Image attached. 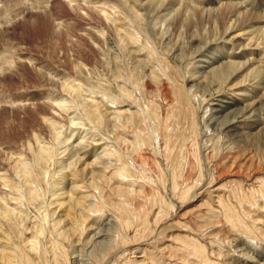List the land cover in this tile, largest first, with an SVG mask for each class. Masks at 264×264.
I'll return each instance as SVG.
<instances>
[{"label":"rangeland","instance_id":"1","mask_svg":"<svg viewBox=\"0 0 264 264\" xmlns=\"http://www.w3.org/2000/svg\"><path fill=\"white\" fill-rule=\"evenodd\" d=\"M5 1H11L12 4L21 2L22 6L14 5L12 7L13 9L10 8L11 14L7 17V23L0 17V52L11 46L15 49L16 54L20 55L22 58L15 61V70L13 69V71H11L13 73L10 72L9 74H5V78L2 77L0 79L6 83V89L9 87L6 91H3L2 88L0 91L6 92L8 95L12 94L13 96L16 94L25 95L28 101L22 105L16 104L13 106L14 108L11 107L12 109L9 107L7 108L8 103H2L5 105L4 109L6 107L5 110L8 114L5 115L3 112L0 114V174L2 173V175L6 177H13L17 183H22L21 181L23 179L17 178L9 168V166L15 164L16 158L20 155L23 160H26L25 162L28 164L30 163L28 169L31 173L27 175L29 170L26 171V176H28L27 181L29 182L31 180V182L35 183L37 186L35 193H39V196L36 194L34 195L33 200H28V197L24 195L25 192L22 189L24 187L20 189L22 190L21 193H18L13 188L3 187L0 182V211L1 209L14 208V211L12 210L13 212L8 218L10 220H2L0 217V248H5L6 251L13 256L11 257L13 261L12 264L14 262V264H18V260L21 261L19 264H52L53 257L57 260L58 264H96L97 262V264H106L109 262V259H112L114 264H125V258L129 253L128 251L131 249V252H134L133 254L136 257L138 251H140L142 247L147 249L144 251V255L148 256L146 257L148 260L141 264H173V262L174 264H186L183 263V261H187V264H194V261L196 264H198V262L199 264H205L207 262V264H212L213 260H215L214 263L224 264L225 262L231 261L235 254H238L237 256L241 255L238 250L243 244H249L254 251L257 247L262 246V241L256 237L252 230L255 224L256 226L258 223L261 224V222H258L255 218L258 216L261 218L263 213L260 208L263 200L257 191L259 190V192L261 191V193H264V173L262 174L264 171V140L259 143L258 141L255 142L253 140L254 136H251L249 133V135L235 134L239 131L234 129V122L236 119L232 122H228L224 117L227 111L221 113H216L214 111L216 108L215 100L220 99V95L231 92L227 86L222 87L220 91L216 90L215 85L207 88L202 87L201 91L191 87L188 81H186V77L184 76L188 74L199 56L195 51L190 50V47L195 45L194 40L189 39L188 35L187 37L183 36V34L172 37L174 40H171L172 38L170 40H165L166 38H164V43L168 41L166 49V46L162 44V39L158 40L153 36L151 30L154 22L151 23L149 20L150 18H145L142 21H133V26H131V24L130 29L132 28L133 31L136 30L139 32L141 36L140 40L146 42L147 46L144 47L145 50H143V53L151 58L147 56V58L151 60L150 64H153L155 70V73L149 76L148 71L132 69L129 63L124 61L122 51L119 47L120 42H118V37H116V33L113 29V23H111L109 19V22L106 21L107 18L105 19L102 15V10L100 11L101 8L105 9L109 5H119L120 1L122 2L124 0H46L47 2L45 5L38 10L26 9V6H23V0H3L2 2ZM128 1L130 4L134 3L133 0H127L125 2L127 7L129 5ZM257 1L261 3L259 6H257ZM220 2V0H214L213 3L210 4L209 8H211L213 16L217 15ZM225 2L227 4L228 2H232L229 3V5H234L238 0H223V6ZM244 2H249L250 4L255 3L252 5L255 8H253V11L264 15V0H244ZM135 3L136 6H139L138 2ZM2 4H0V7ZM242 4L243 3H241V5ZM109 8H107L108 12H110ZM212 20L214 21V19ZM208 26L209 25L205 26L207 31L204 30L201 32L202 35L204 34V37L200 42L201 46L204 45L206 48H212L218 45L222 39H219L220 37L217 35L218 41H216L214 45H212L213 43L206 45L208 34L212 38L216 36V31L213 28L214 26L211 23L210 28H208ZM255 29L256 28H254L253 31H255ZM217 32L220 34V31ZM228 34L229 31L224 33V35L221 34V38L227 37ZM258 35L256 36L258 37ZM211 37H209V41L212 40ZM241 37L244 38L243 36ZM107 41H109L113 47L112 50H115V53L118 52L123 67L125 68L124 65L128 64L126 71H117V73L114 71H107L106 62H108L109 66L115 62L108 60L109 53L105 44ZM257 43L256 41V44ZM261 47L262 46L259 45L257 46L258 51L262 49ZM177 54H179L177 58L180 57L178 59L175 58ZM116 63H118V60ZM74 65H76L77 68L81 65L79 68L81 71L80 73L77 74L75 72ZM48 66L50 68H48L49 71L46 70ZM16 73H22L21 78L16 76ZM63 75L71 76L73 79L75 78L81 85V95L72 94L71 96L65 95L63 97L67 101L66 111L57 109L58 107L46 100L47 94H50L54 89L56 92L53 94L56 95V93H58L59 82H61L60 78ZM37 76L38 78L40 77L39 83L38 80L34 81V77ZM159 79L162 80V83L165 82L166 85L162 84L161 86L158 82ZM26 81L32 82L31 87L33 88L23 89L27 87ZM148 82L152 86H150L151 91L155 92L153 93L154 95L148 93L149 87L146 86ZM50 84H53V86ZM119 87L123 88L121 89ZM205 91L206 93H204ZM113 98L118 101L117 105H112L109 102L111 99L114 100ZM103 105H109L107 106L108 108L112 105V109H105ZM238 106H240V104ZM128 107L130 109H128ZM125 108L128 109L127 112L132 111V114L126 117L124 114H127V112H119V110L123 111ZM23 109H25L26 112L24 111L23 113ZM104 110L109 114H114L113 117L116 115V121H114V123L110 121L108 123L107 121L109 118L106 121V115L102 116L100 114L102 111L106 112ZM263 111L264 110L258 112V114L261 115ZM88 112L90 113L88 114ZM115 112L117 114H115ZM13 116L15 117L14 119ZM42 116L52 117L54 120L58 121L61 126L59 130H62V133H64L63 128L71 126L69 124V118L75 117L78 120L82 119L80 121L81 124H77L76 127L82 126L83 129H85V137L83 138V136H81L82 138L77 140L78 142L76 141V143L68 142L67 144L60 145L58 140L55 141L53 139L54 132L48 127V123L42 121ZM12 119L13 121L16 120V122L12 123L13 126L10 125L11 130L5 129L7 123L5 120L9 122V120ZM2 122L5 124H2ZM31 133H36L38 135L39 140L43 142L41 146L46 149L42 155L43 160L40 158L41 161L38 158V164L33 162L30 152L26 149L24 144L29 139L30 142H32ZM80 134L83 135L81 132ZM75 138L76 136H74L73 139ZM236 138L239 139L237 140ZM97 141L104 146L108 144V147H110L111 145L113 149L110 151L112 153L106 156H102V154L98 155V149L93 150L95 148L94 143ZM131 141L132 143H130ZM155 144L158 145L156 146ZM66 148L68 150L64 151ZM34 149L35 151L38 149L35 143ZM10 152H13L15 155L17 154L16 156H11L13 160L10 159ZM92 152H96L98 159L102 157L100 161H104L103 163L101 162L102 165L98 164L99 166L97 165L98 167H95L99 170L97 171L98 175L102 171L97 181L95 180V186L93 187V185H90V188L87 186L86 194L88 195V192H90L87 204H90L91 208L87 213V223L85 221L83 225L80 224L79 228H77V232L74 233L75 237L73 240H78L83 244V248L80 250L82 252L79 251L78 259L74 261V259H71L72 256L68 242L66 241L65 244L63 241L61 242L60 238L55 235L56 232L54 233L51 223L48 222L49 225L47 226L50 227L49 232L47 230L49 227L43 226L44 224L40 214L44 208L47 211L52 209L47 205L49 202L48 184H50L55 175L57 176L65 172L63 171V167L71 163V159L74 161L73 164H76L73 168H79ZM236 162L237 165H245L246 167L252 162L250 167L248 166L252 170L261 167L262 171L258 173L260 175H257V177L262 178L260 181L262 184L259 182L253 185L250 184L251 182L246 180L247 176L245 177V175L230 177L227 174L226 176L220 177L221 172H225L226 168L233 163L236 165ZM103 170H105L104 173ZM111 172H114L112 173L114 175L113 180L115 184L117 183L116 185H118V187H120L119 183L124 179L123 181L125 184L123 181L121 182V187L119 188L120 192L118 190V193L111 187L114 183L106 181L107 175ZM101 175L104 177L102 178ZM199 175L201 178L198 177ZM211 176H213V180H211ZM229 178L230 180L233 178V180H231L232 183L228 180ZM226 182L229 184H226ZM131 183H133L134 186H132ZM192 184L197 186L194 187ZM99 186H101V188ZM103 186L104 189H102ZM126 186L129 187L126 189ZM171 187L174 189H170ZM207 187L209 191H204ZM200 189L203 190L201 191ZM212 189H216L217 194L211 193L210 191H212ZM234 189H236V192H234ZM127 190L128 192L130 190V193H127ZM184 190L186 192H183ZM107 191L108 193L106 194ZM198 192L202 194L200 195ZM179 194L181 196H179ZM226 194L229 195L227 196ZM104 195L105 197L107 195V197L105 198ZM101 196L102 199H100ZM176 198L179 201L176 200ZM111 199H113L115 203H113L114 201ZM89 200L91 201L89 202ZM92 203L94 204L93 206ZM96 203H100V207H98L99 205ZM118 203L119 205H117ZM134 203H136V205ZM123 204H125V206H123ZM139 205L141 208H139ZM142 205L144 207H142ZM39 207L44 208H42L41 211ZM218 208L219 210L217 212ZM233 208L234 210L236 209V212L232 210ZM128 211L132 213L130 214ZM134 211L136 212L134 213ZM144 211L146 212L144 213ZM228 211L232 213L228 214ZM123 212L126 214L124 215ZM141 214H144V217L147 216L146 219H148V223L145 219V224H143L144 221L141 219H144V217H141ZM137 215L140 217H137ZM50 220L51 218L49 221ZM230 221L233 222L230 223ZM31 222L33 224L37 222V225L43 226L42 237L39 236L38 238L41 244L39 242L37 254H32L33 256L29 254L30 252L23 246V244H25L23 243L24 239L31 236L29 226H26L27 224L31 226ZM91 223H93V227L91 225V229L89 230L88 227ZM130 223L131 225L133 224V226H129ZM134 223L138 224V226ZM80 228L83 231H81ZM88 237L89 240H87ZM193 237L196 239L197 237L204 239L203 242H205L203 244L206 243L205 245L209 246V248H212V245L213 248H216V250L213 249L212 253H216L213 255L210 252L211 249L208 247L206 249V246L205 249L207 252H202L203 249H196L197 247H190L187 243H189L190 238L192 239ZM206 237H210L209 239L211 241L209 239L207 240ZM50 238L54 240L52 241ZM195 238H193V240ZM46 239L49 240L48 244ZM123 241L128 248L124 244V247L121 246L119 248ZM84 242H88V244ZM207 242L209 243L207 244ZM57 244H60V246L58 245V247ZM61 244H64L65 248ZM52 246L53 248H49ZM184 247L188 249H184ZM54 249H57V251ZM126 249L128 251H126ZM13 251L14 253H11ZM41 253L42 255H40ZM190 253L196 255L194 256ZM250 254L249 252V255ZM20 255H22V257ZM103 255H107L108 257H103V260L101 257ZM31 256L32 258H30ZM171 256L174 258V261ZM27 259L29 261H27ZM200 259L203 261H200ZM151 261L154 262L151 263ZM0 264H2L1 261ZM3 264L5 263L3 262Z\"/></svg>","mask_w":264,"mask_h":264},{"label":"bare ground","instance_id":"2","mask_svg":"<svg viewBox=\"0 0 264 264\" xmlns=\"http://www.w3.org/2000/svg\"><path fill=\"white\" fill-rule=\"evenodd\" d=\"M3 0L0 1V4H2V6L0 7V17L3 18V20L5 21V23H7V17L9 16V14H11V9H13L12 7L15 6H22V3L19 2L18 4H12L11 1L7 2H2ZM68 1V0H66ZM70 1V0H69ZM120 1V0H119ZM127 0L124 1H120L119 5L113 4V5H109L107 8L110 9V12H108V9H100V11L102 12V15L104 16V18L106 19V21H108V19L110 20L111 23H113V29L116 33V37H118V42H120V49L122 51V56L124 61L127 63H129L130 67L132 69H139L142 71H148L149 76L153 75L155 73V70L153 68V64H150L151 62V58H147V56L143 53V50H145L144 47H146V42H143V40H140V35L139 32H137L136 30L133 31V29H130V25L133 23V21H142L145 18L151 21V23H153L152 25V34L153 36L160 40L162 39V44L164 46L167 45L168 41L166 43H164L165 40H170L172 37L174 36H178L180 34H183V36L188 35L189 39L194 40L195 45L190 47L191 51H195L199 56L198 59L195 60L193 67L191 68V70L188 72V74L185 75L184 77H186V81H188V83L191 85V87L193 88H197L199 90L202 91V87L207 88L209 86H213L215 85L216 90H219L222 87L227 86L228 89L231 91L225 95H220V99H216V108L214 109V111L216 113H221L223 111H227L225 117V120H227L228 122H232L233 120H235L234 122V129L239 130L237 133L238 135H244V134H251V136H254V141L255 142H262V140H264V111L261 113V115L258 114V112H261L262 110H264V15L263 14H258L256 12L253 11V4H250L249 2H244V0H238V2H236L234 5L229 3L232 2H228V4L225 2L224 6L222 1L220 0V5H218V12L216 16H213V14L211 13V8L210 4L213 3L214 0H133L134 3L138 2L139 6H136L134 3L130 4L129 1V5L127 7L126 2ZM225 1H231V0H225ZM255 1V0H253ZM22 2H24L23 6H26V9H33V10H38L39 8H42L45 3L47 2L46 0H23ZM74 2V1H73ZM234 2V1H233ZM71 3V2H70ZM119 3V2H118ZM241 3H243L241 5ZM104 4V2H103ZM261 3L259 1H257V6H259ZM127 7V9H126ZM25 8V7H23ZM257 8V7H256ZM25 9V10H26ZM213 9V8H212ZM255 9V8H254ZM20 10V9H19ZM256 11V10H255ZM10 12V13H9ZM115 15V17H114ZM214 19V21L212 20ZM9 20V19H8ZM213 21V23H212ZM109 22V21H108ZM156 22V23H155ZM210 23L214 26V30L216 31V36L215 37H211L209 34L208 39H210L209 37L212 38L211 41H209L207 38L206 40V45L212 44L214 45L216 41H218L217 39V35L220 37L219 39H222L221 42L212 47V48H206L204 45L201 46V42L200 40H203L204 34L202 35L201 32H203L205 29L206 25H209L208 28H210ZM133 26V24L131 25ZM259 26V27H258ZM222 28V30H221ZM255 29V31H253V29ZM135 33H133L132 31ZM195 30V31H194ZM194 31V32H193ZM207 31V30H206ZM210 31V29H209ZM217 31H220V34H218ZM227 31H229V34L227 35V37L225 38H221V34L224 35V33H226ZM259 34V35H258ZM206 35V33H205ZM258 35V37L256 36ZM241 36H243L244 38H242ZM164 38H166L165 40H163ZM188 39V40H189ZM171 40H174L173 38ZM176 41V40H175ZM209 41V42H208ZM256 41L258 42L256 44ZM260 41V42H259ZM150 42V41H149ZM158 42V41H157ZM173 42V41H172ZM192 42V41H191ZM159 43V42H158ZM13 44V43H12ZM108 49V60H112L115 61L112 63L111 66L108 65V62H106V68L107 71H114L117 73V71H126L127 69V65H124L125 68L123 67L122 61H120V57L118 56V52L115 53V50H112L113 47L111 46V44L109 43V41H107V43H105ZM161 44V42H160ZM172 44V43H171ZM5 45V44H4ZM262 46L259 51L257 49V46ZM6 46V45H5ZM9 47V46H8ZM161 48V47H160ZM165 48V47H164ZM167 49V46H166ZM112 50V51H111ZM148 50V49H147ZM163 50V49H162ZM165 50V49H164ZM148 52V51H147ZM151 52V51H150ZM180 52V51H179ZM155 54V53H153ZM181 54V53H180ZM177 56H179V54L176 55L175 58H177ZM22 57H20V55H17L15 52V49L12 48L11 46L7 49H4L3 51L0 52V79L2 77L5 76V74H9L11 71H13V69L16 67L15 66V61L16 60H20ZM180 58V57H178ZM177 58V59H178ZM118 60V63H116V61ZM166 60V59H165ZM181 61V60H180ZM79 66V65H78ZM81 66V65H80ZM80 66L77 68L76 65H74V70L75 72L78 74L80 73ZM18 68V67H17ZM49 66L46 68L47 71H49ZM15 70V69H14ZM25 70V69H24ZM51 72V71H50ZM162 72V71H161ZM13 73V72H11ZM49 73V72H48ZM41 74V73H40ZM50 74V73H49ZM20 75V76H19ZM22 73H16V76L21 78ZM157 75V74H156ZM41 77V75H40ZM37 77H34V81L38 80L39 83V79ZM5 78V77H4ZM15 78V77H13ZM157 78V77H156ZM159 78V77H158ZM183 78V77H182ZM7 79V77H6ZM61 82H59V91L58 93H56V95H54L53 93L56 92L55 89L54 91H52L50 94L48 93L46 96V100L50 101V103H52L54 106L58 107L57 109H60L61 111H66L65 108L66 106V99L63 98L65 95L66 96H71L72 94H77V95H81V85L79 83V81H77L75 78H71V76H62L61 78ZM185 79V78H184ZM148 80V79H147ZM7 81V80H6ZM159 84H165L162 83V80L159 79ZM27 84V87L23 88V89H30L33 88L32 86V82L30 81H26L25 82ZM167 83V82H166ZM158 84V85H159ZM0 89L2 88L3 91H6L9 89H6V83H4V81L0 80ZM44 85V84H43ZM47 85V83H46ZM51 86H53V84H50ZM26 86V85H25ZM34 86V84H33ZM118 86V85H117ZM146 86L149 87L148 89V93L154 95L153 93H155L154 91H151V84L148 82L146 83ZM36 87V86H35ZM152 87V86H151ZM119 88H123V87H119ZM192 88V89H193ZM1 89V90H2ZM11 90V89H10ZM9 90V91H10ZM204 90V89H203ZM49 91V89H48ZM200 91V92H201ZM22 92V91H21ZM98 92V91H97ZM8 93V92H7ZM26 93V92H25ZM202 93V92H201ZM206 93V91L204 92ZM61 94V95H60ZM4 95V96H2ZM71 98V97H70ZM112 98V97H111ZM116 98V97H115ZM113 98L114 100H108L112 105H117V100ZM28 101L27 97L25 95H8L6 94V92H1L0 91V114L3 112L5 113V115L8 114V112L4 109V104L2 103H8L7 108H14L13 106L16 104H25ZM70 102V101H69ZM99 103V102H98ZM240 104V106H238ZM80 105V104H78ZM83 105V104H81ZM112 105H110L112 107ZM71 106V105H70ZM86 106V105H85ZM101 106V105H100ZM105 106V109H110L111 107H107L109 105H103ZM214 106V105H213ZM78 107V106H77ZM11 108V109H12ZM25 108V107H24ZM83 108V107H82ZM86 108V107H85ZM84 108V109H85ZM133 108V107H132ZM10 109V110H11ZM81 109V108H80ZM101 109V108H100ZM112 109V108H111ZM116 109V108H115ZM114 109V110H115ZM128 109H130L128 107ZM127 108L123 109V111H120V113H125L128 111ZM14 110V109H13ZM12 110V111H13ZM97 110V109H96ZM16 111V110H15ZM18 111V110H17ZM21 111V110H20ZM23 113L25 111V109L22 110ZM85 111V110H84ZM91 111V110H90ZM94 111V110H93ZM101 111V110H100ZM99 111V112H100ZM106 111V110H104ZM19 112V111H18ZM17 112V113H18ZM26 112V111H25ZM97 112V111H96ZM98 112V113H99ZM109 112V111H108ZM132 111L127 112V114L125 113L124 115L127 117L128 115H131ZM14 113V112H12ZM29 113V112H28ZM36 113V112H35ZM90 112H88L89 114ZM93 113V112H92ZM103 113V114H102ZM114 113V112H113ZM150 113V112H149ZM38 114V113H37ZM85 114V113H83ZM82 114V115H83ZM87 114V113H86ZM102 116L106 115V121L109 123L116 121L115 117L116 115L113 117L114 114H109L106 112H101L100 113ZM115 114H117L115 112ZM15 115V114H14ZM99 115V114H98ZM100 115V117H101ZM112 115V116H111ZM150 115V114H149ZM259 115V116H258ZM4 116V115H3ZM87 116V115H86ZM90 116V115H89ZM155 116V115H154ZM10 117V116H9ZM83 117V116H82ZM88 117V116H87ZM91 117V116H90ZM89 117V119H90ZM98 117V116H97ZM120 117V116H119ZM125 117V118H126ZM15 117L13 116V119ZM86 118V117H85ZM99 118V117H98ZM104 118V117H103ZM118 118V116H117ZM8 119V118H5ZM12 120H9V122L7 120H5L6 123V127L5 129L7 130H11V126H13V122H16ZM3 120V119H2ZM82 120V119H81ZM76 119L75 117L69 118V124L71 125L70 127L67 128H63V132L61 129V126L59 125L58 121L54 120L52 117H46V116H42V121L44 123H48V127L50 129L53 130L54 132V136L53 139L55 141L58 140V143L60 145L63 144H67L68 142L72 143L75 142L77 140H80L83 136V138L85 137L86 131L85 129H83V127H76L77 124H81L80 121ZM91 120V119H90ZM93 120V119H92ZM97 120V119H96ZM95 120V122H96ZM102 120V118H101ZM105 121V122H106ZM4 122V120H3ZM2 124H5L3 123ZM92 122V121H91ZM106 122V123H107ZM88 123V122H87ZM90 123V122H89ZM105 123V124H106ZM20 124V123H19ZM112 124V123H111ZM124 125V124H123ZM158 125V124H157ZM232 125V124H231ZM10 126V127H8ZM15 126V125H14ZM22 127V126H21ZM123 127V126H122ZM15 128V127H14ZM20 128V127H19ZM41 128V127H40ZM121 128V127H120ZM21 129V128H20ZM18 129V130H20ZM154 129V128H153ZM233 129V128H232ZM233 129V130H234ZM83 133V135L80 134ZM232 132V131H231ZM32 134V133H31ZM233 134V133H232ZM248 134V135H249ZM21 135V134H20ZM74 136H76L75 139ZM78 136V137H77ZM236 136V135H235ZM52 137V136H51ZM32 142H30V139L24 143L26 149H28V151L30 152V155L33 159V162H35L36 164H38L39 160L38 158L43 160V152L46 151V149H44V147L41 146V142L39 140V137L36 133L32 134ZM237 139V138H236ZM239 139V138H238ZM237 139V140H238ZM51 140V141H54ZM122 141V140H121ZM37 145L38 149L37 151H35L34 149V143ZM78 142V141H77ZM57 143V144H58ZM132 143V141L130 142ZM49 144V143H48ZM107 144V142H106ZM156 145V144H155ZM158 145V144H157ZM156 145V146H157ZM95 148L93 150H97L99 151L98 155L102 154L103 155H108L111 154L112 152L110 150H112L113 148L108 147V144L106 146L99 144V142H95L94 143ZM167 146V145H166ZM173 146V145H172ZM52 147V146H51ZM54 147V146H53ZM264 147V146H263ZM1 149V148H0ZM159 149V148H158ZM166 149V148H165ZM264 149V148H263ZM68 150L67 148L64 150L66 151ZM258 151V150H257ZM114 153V152H113ZM17 155V154H16ZM13 152H10L9 156L10 159L13 160V158L11 156H16ZM98 155H96V152H92L90 153V155L88 156V159L85 160L82 165L75 169L73 168L74 165H76L75 163L73 164L74 161H72L71 159V163H68L67 166L63 167V173L59 174V175H55V177L51 178V182L50 184H48L49 186V191H48V207L52 208L51 210L47 211L44 207H39V210L41 208H44V210L42 211V213L40 214L41 218H42V222H43V226L45 227H49L47 225H49V223H51V227L54 231V233L56 232V236L60 238V241L68 242L69 245V250L71 253L72 258L74 259V261L76 259H78V253L82 252L80 251L83 247L78 240H73L74 233L77 232V228H79L80 224L83 225V223H85L86 219H87V213L89 212L91 206L90 204H87L88 202V195L90 194V192H88V195L86 194V190L90 185L93 187L96 184L97 178L99 177V175L101 174V172L98 175L99 170H97V168H95L98 164H101V162L103 163V161H100V159H98ZM76 156V155H75ZM110 156V155H109ZM49 157V156H48ZM71 157V156H70ZM100 157V156H99ZM16 158V157H15ZM18 158V159H17ZM16 158L15 164L12 166H9L10 170H12V172L14 173V175L17 178H22L23 180L21 181L22 183H17L13 177H9V176H4L2 175V173L0 174V182L2 184L3 187L6 188H13L14 190H16V192L21 193L22 190H20L22 187L23 191L25 192L24 195H26L28 197V200H33L34 199V195L36 194V184L31 182V180L28 182L27 181V177L26 176V171L29 170V164L27 162H25L26 160H23V158L19 155ZM25 158V157H24ZM193 158V157H192ZM197 158V157H196ZM40 159V160H41ZM106 159V158H105ZM231 159V158H230ZM41 160V161H42ZM78 161V160H77ZM13 162V161H12ZM107 162V161H106ZM250 162V161H249ZM255 162V161H254ZM52 163V162H51ZM131 163V162H130ZM235 163V162H234ZM231 164L229 167L226 168L225 172H221L220 177L222 176H226L228 174V176L230 177H235V176H241V175H245V177L247 176V181L251 182L250 184H256L257 182L260 183L262 178H258L257 175L260 171H262V168H256V169H250V165L249 164L247 167L245 165H236L235 164ZM28 164V165H27ZM106 164V163H105ZM122 164V163H121ZM144 164V163H143ZM190 164V161H189ZM224 164V163H223ZM230 164V163H229ZM254 164V163H253ZM102 165V164H101ZM124 165V164H123ZM99 166V165H98ZM97 166V167H98ZM245 166V167H244ZM253 166V165H252ZM261 166V165H260ZM263 166V165H262ZM134 167V166H133ZM258 167V166H257ZM61 168V167H60ZM220 168V167H219ZM229 168V169H228ZM73 169V170H72ZM102 169V168H101ZM124 169V168H123ZM244 169V170H243ZM121 170V169H120ZM3 171V170H2ZM124 171V170H123ZM122 171V172H123ZM161 171V170H160ZM105 172V170H103V173ZM127 172V171H126ZM151 172V171H150ZM154 172V171H153ZM181 172V171H180ZM30 170L28 171L29 175ZM114 172H111L110 174L107 175L106 177V181L109 183H114V185L112 187V189L117 193L119 188L121 187V182L124 180H120L121 182L120 187H118V185L115 184V181L113 180L114 175L112 174ZM121 173V172H120ZM200 173V172H199ZM244 173V174H243ZM264 173V171L262 172V174ZM37 174V173H36ZM44 174V173H43ZM46 174V171H45ZM53 174V173H52ZM119 174V173H118ZM201 174V173H200ZM106 175V174H105ZM19 176V177H18ZM38 176V175H37ZM174 176V175H173ZM214 176V175H213ZM211 176V178L213 177ZM62 177V178H61ZM101 177L103 178L104 176L101 175ZM182 177V176H181ZM200 177V175L198 176ZM203 177V176H202ZM32 178V177H31ZM38 178V177H37ZM171 178V177H169ZM201 178V177H200ZM238 178V177H237ZM176 179V178H175ZM181 179V178H180ZM33 180V179H32ZM96 180V181H95ZM104 180V179H103ZM192 180V179H191ZM213 180V178L211 179ZM215 180V179H214ZM222 180V179H221ZM230 180V178L228 179ZM233 180V178L231 179ZM230 180V181H231ZM259 180V181H258ZM39 181V180H38ZM42 181V180H41ZM176 181V180H175ZM227 181V180H226ZM235 181V180H234ZM233 181V182H234ZM237 181V180H236ZM239 181V180H238ZM35 182V180H34ZM102 182V181H101ZM105 182V181H104ZM119 182V181H118ZM172 182V179H171ZM195 182V181H194ZM216 182V181H213ZM212 182V183H213ZM241 182V181H240ZM239 182V183H240ZM49 183V182H48ZM124 183V181H123ZM165 183V182H164ZM177 183V182H176ZM211 183V182H210ZM232 183V181H231ZM238 183V182H237ZM125 184V183H124ZM175 184V183H174ZM226 184H229L226 182ZM246 184V183H245ZM262 184V183H260ZM98 185V184H97ZM102 185V184H101ZM109 185V184H108ZM127 185V184H126ZM129 185V182H128ZM132 186L133 183H131ZM141 185V184H140ZM194 185V184H192ZM210 185V184H209ZM208 185V186H209ZM233 185V184H232ZM231 185V186H232ZM239 185V184H237ZM88 186V187H87ZM137 186V185H136ZM144 186V185H143ZM188 186V185H187ZM191 186V185H190ZM189 186V187H190ZM197 186V185H196ZM194 185V187H196ZM211 186V185H210ZM225 186V185H223ZM230 186V185H229ZM236 186V185H235ZM247 186V185H246ZM249 186V185H248ZM251 186V185H250ZM101 188V186H99ZM129 186H126V189ZM131 187V186H130ZM176 187V185H175ZM193 187V188H194ZM222 187V186H220ZM219 187V188H220ZM227 187V185H226ZM239 187V186H238ZM242 187V186H241ZM42 188V187H41ZM48 188V187H47ZM96 188V187H95ZM224 188V187H223ZM234 188V187H233ZM236 188V187H235ZM248 188V187H247ZM250 188V187H249ZM104 189V186L103 188ZM170 189H174V188H170ZM205 189V188H204ZM240 189V187H239ZM246 189V188H245ZM261 189V188H260ZM99 190V188H98ZM97 190V191H98ZM107 190V188H106ZM111 190V189H110ZM186 190V189H185ZM183 192H186V191ZM191 190V189H190ZM201 191L203 189H200ZM209 191L208 187L204 190V191ZM230 190V189H229ZM233 190V189H232ZM236 192V189H234ZM254 190V189H253ZM250 190V191H253ZM258 190V189H257ZM38 191V190H37ZM174 191V190H173ZM176 191V190H175ZM189 191V190H188ZM203 191V192H204ZM110 192V191H109ZM120 192V190H119ZM172 192V191H171ZM211 193H215L216 189H212V191H210ZM228 192V191H227ZM232 192V191H231ZM256 192V191H255ZM263 202L261 205V211L262 216L261 218L258 216H256L257 221L261 222V224H255L252 232L256 235V237L262 241V246L257 247V249L254 251L253 249H251V246L249 244H243L242 247L239 248L238 252H240L241 255L236 256L234 255L231 261L225 262L224 264H264V193H261V191L259 192V190L257 191ZM17 193V194H18ZM99 193V192H98ZM97 193V194H98ZM108 193V191L106 192V194ZM112 193V192H111ZM114 193V192H113ZM127 193H130V190ZM156 193V192H155ZM179 193V192H178ZM177 193V194H178ZM182 193V192H180ZM219 193V191H218ZM224 193V192H223ZM257 193V194H258ZM39 194V193H38ZM36 194V195H38ZM115 194V193H114ZM183 194V193H182ZM186 194V193H185ZM198 194H202L199 193ZM233 194V193H230ZM43 195V194H42ZM102 195V194H101ZM111 195V194H110ZM128 195V194H127ZM210 195V194H209ZM212 195V194H211ZM227 195V194H226ZM229 195V194H228ZM227 195V196H228ZM39 196V195H38ZM112 196V195H111ZM118 196V195H117ZM121 196V195H120ZM132 196V195H131ZM175 196V195H174ZM179 196H181L179 194ZM216 196V195H215ZM220 196V195H219ZM237 196V195H236ZM259 196V197H260ZM99 197V195H98ZM105 197V195H104ZM103 197V198H104ZM107 197V195H106ZM105 197V198H106ZM127 197V196H126ZM150 197V196H149ZM176 197V196H175ZM174 197V198H175ZM130 198V197H129ZM178 198V197H177ZM180 199V198H178ZM27 199V198H26ZM36 199V198H35ZM97 199V198H96ZM100 199H102V196L100 197ZM109 199V197H108ZM114 199V198H113ZM111 199V200H113ZM123 199V198H122ZM184 199V198H183ZM218 199V198H217ZM251 199V198H250ZM249 199V200H250ZM20 200V199H19ZM44 200V199H43ZM54 200V201H53ZM98 200V199H97ZM219 200V199H218ZM3 201V199H2ZM26 201V200H25ZM91 200H89L90 202ZM114 201V200H113ZM112 201V202H113ZM128 201V200H127ZM179 201V200H178ZM228 201V200H227ZM258 201V200H257ZM31 202V201H29ZM95 202V201H94ZM108 202V201H107ZM129 202V201H128ZM171 202V201H170ZM181 202V201H180ZM217 202V201H215ZM246 202V201H245ZM34 203V202H31ZM111 203V202H110ZM108 203V204H110ZM115 203V201L113 202ZM111 203V204H113ZM124 203V202H122ZM252 203V202H251ZM40 204V203H39ZM98 204V203H96ZM126 204V203H125ZM125 204H123V206H125ZM136 205V203H134ZM148 204V202H147ZM220 204V202H219ZM223 204V203H222ZM45 205V204H44ZM94 204L92 203V206ZM100 207V203L98 204ZM119 205V203L117 204ZM152 205V204H151ZM167 205V204H166ZM260 205V204H259ZM109 206V205H108ZM111 206V205H110ZM211 206V205H210ZM222 206V205H221ZM245 206V205H243ZM112 207V206H111ZM115 207V205H114ZM142 207H144L142 205ZM229 207V205H228ZM250 207V206H248ZM139 208L140 205H139ZM223 208V207H222ZM14 208H9V209H1L0 211V217L2 220H6L10 217V214H12V212ZM93 209V208H92ZM95 209V208H94ZM127 209V208H126ZM137 210H139L138 208H135ZM134 209V210H135ZM176 209V208H175ZM231 209V208H230ZM13 210V211H12ZM97 210V209H96ZM95 210V211H96ZM141 210V209H140ZM144 210V209H143ZM149 210V209H148ZM178 210V209H177ZM176 210V212H177ZM216 210V209H215ZM219 208L217 209L218 212ZM234 210V208L232 209ZM236 210V209H235ZM234 210V211H235ZM238 210V209H237ZM242 210V209H241ZM93 211V210H91ZM222 211V210H221ZM226 211V209H225ZM233 211V212H234ZM259 211V210H258ZM94 212V211H93ZM97 212V211H96ZM136 211H134L135 213ZM141 212V211H139ZM138 212V213H139ZM146 211H144L145 213ZM227 212V211H226ZM230 213H232L231 211H228ZM236 212V211H235ZM39 213V212H38ZM92 213V212H91ZM128 213H132L129 212ZM133 213V214H134ZM240 213V212H239ZM260 213V212H259ZM124 214V212H123ZM126 214V213H125ZM124 214V215H125ZM177 214V213H176ZM175 214V215H176ZM212 214V213H211ZM219 214V213H218ZM237 214V213H236ZM244 214V213H243ZM106 215V214H105ZM142 215V214H141ZM144 215V214H143ZM141 217H144V216ZM147 215V214H146ZM145 215V216H146ZM226 215V214H225ZM26 216V215H25ZM131 216V215H130ZM218 216V215H217ZM231 216V215H229ZM255 216V215H254ZM128 217V216H126ZM137 217H140L137 215ZM147 217V216H146ZM146 217H144L143 220V224H145V219ZM158 217V216H157ZM156 217V218H157ZM176 217V216H175ZM179 217V216H178ZM208 217V215H207ZM249 217V216H248ZM20 218V217H19ZM51 218V222L49 221V219ZM132 218V217H130ZM177 218V217H176ZM175 218V219H176ZM209 218V217H208ZM229 218V217H227ZM226 218V219H227ZM252 218V217H251ZM137 220H140L139 218H136ZM174 219V220H175ZM10 220V219H8ZM131 220V219H130ZM148 219H146L147 222ZM177 220V219H176ZM209 220V219H208ZM211 220V217H210ZM228 220V219H227ZM231 220V219H229ZM260 220V221H259ZM4 221V222H6ZM30 221V220H29ZM91 221V220H90ZM128 221V220H127ZM126 221V223H127ZM151 221V220H150ZM155 221V218H154ZM181 221V220H178ZM248 221V220H247ZM9 222V221H8ZM49 222V223H48ZM140 222V221H139ZM196 222V221H195ZM233 222V221H232ZM230 221V223H232ZM11 223V221H10ZM87 223V221H86ZM129 223V222H128ZM148 223V222H147ZM173 223V222H172ZM178 223V222H177ZM6 224V223H5ZM4 224V225H5ZM93 223L89 224L90 226L88 227V229H91V225ZM136 224V223H134ZM236 224V222H235ZM241 224V223H240ZM13 225V224H12ZM86 225V224H85ZM124 225V224H123ZM128 225V224H127ZM126 225V226H127ZM131 225V223L129 224V226ZM138 226V224H136ZM151 225V224H150ZM181 225V224H180ZM207 225V224H206ZM234 225V224H233ZM238 225V224H237ZM242 225V224H241ZM29 226V230H30V237H28L27 239H24L25 244H23V246H25L30 253L29 254H37L36 252L38 251V244L40 242V240L38 239L39 236L42 237V233H43V226L37 225L36 223H32L31 222V226L30 225H26ZM133 226V224L131 225ZM140 226V225H139ZM191 226V225H190ZM44 227V228H45ZM84 227V226H83ZM87 227V226H86ZM93 227V225H92ZM127 228V227H126ZM143 228V227H142ZM187 228V227H185ZM251 228V227H250ZM25 229V228H24ZM81 229V228H80ZM130 229V228H129ZM141 229V228H140ZM191 229V228H190ZM231 229V228H230ZM46 230V229H45ZM47 230H50L47 228ZM85 230V229H84ZM143 230V229H142ZM145 230V228H144ZM212 230V229H211ZM217 230V229H216ZM80 231V230H79ZM81 231H83L81 229ZM93 231V228H92ZM192 231V230H191ZM202 231V230H201ZM18 232V230H17ZM50 232V231H49ZM48 232V233H49ZM85 232V231H84ZM200 232V231H199ZM198 232V233H199ZM46 233V232H45ZM80 233V232H79ZM124 233V232H123ZM144 233V231H143ZM191 233V232H190ZM217 233V231H216ZM50 234V233H49ZM78 234V233H77ZM137 234V233H136ZM23 235V234H22ZM54 235V234H53ZM122 235V234H121ZM125 235V234H124ZM192 235V233H191ZM214 235V234H213ZM218 235V234H217ZM4 236V235H3ZM6 236V235H5ZM49 236V235H48ZM79 236V235H78ZM82 236V234H81ZM134 236V235H133ZM136 236V235H135ZM194 236V235H193ZM206 236V235H205ZM208 236V235H207ZM44 237V236H43ZM90 237V236H89ZM89 237L87 238V240H89ZM126 237V236H124ZM190 237V236H189ZM201 237V236H200ZM218 237V236H217ZM7 238V236H6ZM11 238V237H10ZM48 238V237H47ZM58 238V239H59ZM128 238V237H127ZM131 238V237H130ZM151 238V237H150ZM182 238V237H180ZM195 238V237H193ZM193 238H190V242L187 243L190 245V247H197L196 249H203L202 252H207V247L209 248V246L203 244V240L204 239H200L199 237H197V239L195 238L193 240ZM204 238V237H202ZM207 238V237H206ZM205 238V239H206ZM210 238V237H209ZM207 238V240L209 239ZM49 239V238H48ZM57 239V238H56ZM77 239V238H76ZM80 239V238H79ZM129 239V238H128ZM125 239V240H128ZM184 239V238H183ZM9 240V239H8ZM39 240V241H38ZM42 240V239H41ZM47 240V239H46ZM50 240H52L50 238ZM54 240V239H53ZM52 240V241H53ZM86 240V238H85ZM124 240V238H123ZM206 240V241H207ZM210 240V239H209ZM213 240V239H212ZM7 241V240H6ZM47 240V244H48ZM201 241V242H200ZM211 241V240H210ZM209 241V242H210ZM214 241V240H213ZM57 242V241H56ZM133 242V241H132ZM170 242V240H169ZM207 242V244L209 243ZM86 244H88V242H84ZM212 243V242H210ZM244 243V242H243ZM41 244V242H40ZM53 244V243H52ZM64 244H61L62 246H64ZM84 244V245H86ZM126 244L124 241L121 242V245L119 246V248L121 246L124 247V245ZM213 244V243H212ZM219 244V243H218ZM241 244V243H240ZM60 246V244H57V246ZM67 245V246H68ZM129 245V244H128ZM140 245V243H139ZM170 245V244H169ZM245 245V246H244ZM42 246V245H41ZM40 246V247H41ZM56 246V245H54ZM58 246V247H59ZM126 246V245H125ZM143 246V245H142ZM161 246V245H160ZM167 246V245H166ZM171 246V245H170ZM177 246V245H176ZM186 246V245H185ZM206 246V249H205ZM127 247V246H126ZM137 247V245H136ZM165 247V246H164ZM174 247V246H173ZM182 247V246H181ZM187 247V246H186ZM212 248L211 249V253L213 252V249L216 250V248H213V246L211 245ZM216 247V244H215ZM236 247V246H235ZM16 248V247H15ZM19 248V247H18ZM21 248V247H20ZM45 248V247H44ZM49 248H53L49 247ZM56 248V247H55ZM65 248V246H64ZM112 248V247H111ZM128 248V247H127ZM159 248V247H158ZM172 248V247H171ZM178 249V246L176 247ZM183 248V247H182ZM219 248V247H218ZM237 248V247H236ZM22 249V248H21ZM25 249V248H24ZM62 249V248H61ZM109 249V248H108ZM125 249V248H124ZM134 249V248H133ZM136 249V248H135ZM140 249V248H139ZM166 249V248H165ZM180 249V248H179ZM184 249H188L185 248ZM14 250V249H11ZM19 250V249H18ZM43 250V249H42ZM47 250V249H46ZM57 251V249H54ZM53 250V253H54ZM67 250V249H66ZM122 250V249H121ZM147 250L146 248L142 247V249H140V251H138V254L136 255V257L134 256V252L128 251L126 249V251H128L129 253L127 254V257L125 258V264H141L144 261L148 260L146 257V255H144V251ZM182 250V249H181ZM206 250V251H205ZM9 251V250H8ZM45 251V250H43ZM52 251V250H51ZM80 251V252H79ZM143 251V252H142ZM168 251V250H167ZM173 251V249H172ZM175 251V250H174ZM185 251V250H184ZM188 251V250H187ZM194 251V248H193ZM196 251V250H195ZM198 251V250H197ZM219 251V250H217ZM23 252V250H22ZM42 252V251H41ZM48 252V251H47ZM100 252V251H99ZM105 252V251H104ZM118 252V251H117ZM122 252V251H121ZM125 252V251H123ZM149 252V251H148ZM147 252V253H148ZM178 252V251H177ZM176 252V253H177ZM215 252V251H214ZM236 252V251H234ZM244 252V253H243ZM249 252L251 253L249 255ZM11 253H14L11 252ZM17 253V252H16ZM43 253V252H42ZM42 253L40 255H42ZM50 253V251H49ZM162 253V252H160ZM183 253V251H182ZM187 253V252H186ZM185 253V254H186ZM189 253V252H188ZM196 253V252H195ZM198 253V252H197ZM200 253V251H199ZM198 253V254H199ZM216 253V252H215ZM215 253H212L213 255ZM220 253V252H219ZM218 253V254H219ZM20 254V253H19ZM23 254V253H21ZM25 254V253H24ZM27 254V253H26ZM58 254V253H57ZM150 254V252H149ZM167 254V252H166ZM175 254V253H174ZM173 254V255H174ZM191 254V253H190ZM197 254V255H198ZM205 254V253H203ZM202 254V255H203ZM209 254V255H212ZM15 255V254H14ZM53 255V254H52ZM126 255V254H124ZM153 255V254H152ZM163 255V254H162ZM181 255V254H180ZM191 255H194L191 254ZM196 255V254H195ZM194 255V256H195ZM200 255V254H199ZM208 255V254H207ZM18 256V255H17ZM22 257V255H20ZM19 256V257H20ZM24 256V255H23ZM33 256V255H32ZM32 256L30 258H32ZM49 256V255H48ZM57 256V255H56ZM107 255H103L101 256L106 257ZM151 256V255H150ZM205 256V255H204ZM203 256V257H204ZM219 256V255H218ZM11 256L10 253H8L6 251L5 248H0V261L5 263V264H12V260H11ZM16 257V256H15ZM108 257V256H107ZM152 257V256H151ZM172 257V256H171ZM201 257V255H200ZM17 258V257H16ZM24 258V257H23ZM29 258V257H28ZM29 258V259H30ZM65 258V257H64ZM167 258V257H166ZM184 258V257H183ZM211 258V257H210ZM230 258V257H229ZM106 259V258H105ZM165 259V258H164ZM170 259V257H169ZM168 259V260H169ZM173 261L174 258L172 257ZM196 259V258H193ZM203 259V258H202ZM202 259H200V261H203ZM205 259V258H204ZM207 259V257H206ZM213 259V258H212ZM227 259V258H226ZM231 259V258H230ZM16 260V259H15ZM24 260V259H23ZM44 260V259H43ZM104 260V258H103ZM108 260V259H107ZM178 260V259H175ZM218 260V259H217ZM27 261H29L27 259ZM26 261V262H27ZM51 261V260H49ZM60 261V260H59ZM98 261V260H97ZM167 261V260H166ZM170 261V260H169ZM172 261V262H173ZM199 261V259H198ZM197 261V262H198ZM206 261V260H205ZM208 261V259H207ZM210 261V260H209ZM17 262H21V261H17ZM37 262V261H36ZM101 262V261H99ZM122 262V260H121ZM147 262V261H146ZM154 262V261H153ZM151 261V263H153ZM177 262V261H176ZM215 262V260H213V263ZM221 262V261H220ZM15 263V262H14ZM13 263V264H14ZM18 263V264H19ZM25 263V262H24ZM34 263V262H33ZM51 263V262H50ZM70 263V262H69ZM96 263V262H95ZM98 263V262H97ZM96 263V264H97ZM150 263V261H149ZM183 263H188L187 261H183ZM190 263V262H189ZM192 263V261H191ZM208 263V262H207ZM205 263V264H207ZM212 263V261H211ZM212 263V264H213ZM37 264V263H36ZM52 264H58L57 260L54 259L53 257V261ZM64 264V263H63ZM102 264V263H101ZM106 264H114L112 259H109V262ZM117 264V263H116ZM155 264V263H154ZM169 264V263H168ZM174 264V262H173ZM180 264V263H179ZM194 264H196V262L194 261ZM199 264V262H198ZM203 264V263H201ZM214 264H218V263H214Z\"/></svg>","mask_w":264,"mask_h":264}]
</instances>
